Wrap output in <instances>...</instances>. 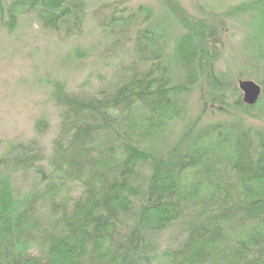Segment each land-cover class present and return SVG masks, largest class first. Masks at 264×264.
I'll return each instance as SVG.
<instances>
[{"label":"trees","instance_id":"16d2710c","mask_svg":"<svg viewBox=\"0 0 264 264\" xmlns=\"http://www.w3.org/2000/svg\"><path fill=\"white\" fill-rule=\"evenodd\" d=\"M180 1L156 0L182 30L172 46L142 7L108 10L99 24L112 48L133 54L117 83L93 96L56 87L50 154L33 139L0 157V264H264V126L248 121L258 103L228 102L233 80L216 69L225 20L258 14L250 25L259 51L238 59L255 64L246 77L264 95V0L199 17ZM87 2L0 0V27L11 31L33 14L73 35ZM199 85L194 117L172 98ZM211 106L223 118L202 121ZM169 114L176 130L150 144ZM46 128L39 122L37 135ZM27 174L36 184L25 191L19 178ZM59 183L81 192L60 198Z\"/></svg>","mask_w":264,"mask_h":264},{"label":"rangeland","instance_id":"374dc122","mask_svg":"<svg viewBox=\"0 0 264 264\" xmlns=\"http://www.w3.org/2000/svg\"><path fill=\"white\" fill-rule=\"evenodd\" d=\"M256 1L258 0L180 2L190 14L199 17L210 13L218 15ZM126 7L133 12L139 7L150 12L155 18L153 23L163 29L171 46L182 35L180 27L163 15L162 7L156 0H88L82 26L79 31L74 30L73 35H68L65 30L56 32L45 28L33 14L19 16L17 26L11 31L0 27V157L6 155L14 144L27 143L33 139L38 140L47 156L50 154L51 143L59 127L60 111L53 100L56 87L63 88L70 94L93 96L99 90L110 89L117 83L122 68L132 61L133 54L120 48H112V37L107 34L106 28L100 26L99 21L108 10L116 9L118 14H122ZM235 15L225 20L216 64L218 71L227 73L228 80H233L230 85L231 98L228 100L230 103L236 97L241 101L243 98L237 87V75L241 73L240 75L245 76L241 80H252L246 75H250L255 69V64H243L238 58L243 53L253 55L259 51H256L257 44L254 47V30L250 25L258 23V14L243 17L237 12ZM262 67L259 69L263 70ZM233 86L237 92L233 90ZM198 87L191 96L178 95L172 98L173 101L186 105L188 112L191 111L194 117L202 109L203 85ZM259 99L261 101H257L256 108L251 112L255 120L248 121L264 126V95ZM221 117L223 118L211 106L202 121ZM167 120L164 121L165 124L167 122V127L162 131L163 136L159 140L152 137L150 144H163L164 138L176 130L170 114ZM41 121L46 122L47 128L43 136H38L36 126ZM211 139L206 146L211 147ZM189 176V173L185 176L184 185L189 182ZM19 183L28 191L36 181L27 174L20 176ZM58 185V197L63 199L74 198L81 192L77 183Z\"/></svg>","mask_w":264,"mask_h":264},{"label":"water","instance_id":"95a60500","mask_svg":"<svg viewBox=\"0 0 264 264\" xmlns=\"http://www.w3.org/2000/svg\"><path fill=\"white\" fill-rule=\"evenodd\" d=\"M237 87L243 96L242 103L248 107L254 106L262 93L261 86L252 80H239Z\"/></svg>","mask_w":264,"mask_h":264}]
</instances>
